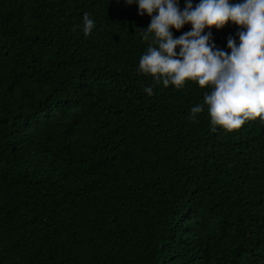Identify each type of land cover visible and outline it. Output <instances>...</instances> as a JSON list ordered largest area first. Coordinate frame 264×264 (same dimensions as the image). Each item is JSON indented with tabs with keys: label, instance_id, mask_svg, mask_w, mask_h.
Instances as JSON below:
<instances>
[{
	"label": "trees",
	"instance_id": "trees-1",
	"mask_svg": "<svg viewBox=\"0 0 264 264\" xmlns=\"http://www.w3.org/2000/svg\"><path fill=\"white\" fill-rule=\"evenodd\" d=\"M150 22L128 0H0V264H264V119L228 131L211 85L140 71ZM241 30L204 34L230 54Z\"/></svg>",
	"mask_w": 264,
	"mask_h": 264
},
{
	"label": "clouds",
	"instance_id": "clouds-1",
	"mask_svg": "<svg viewBox=\"0 0 264 264\" xmlns=\"http://www.w3.org/2000/svg\"><path fill=\"white\" fill-rule=\"evenodd\" d=\"M138 3L141 15L151 17L145 32L155 37L139 61V70L151 74L164 86L182 88L186 81H197L213 90L205 94L211 121L228 131L238 130L249 119H264V0H200L193 7L186 0L183 11L176 0H128ZM158 14L153 15V13ZM229 21L240 25L239 45L229 38L230 54L210 44L211 32L205 28H223ZM191 24L190 31L174 38L172 28L181 29ZM83 32L92 33L94 21L88 13L83 16ZM179 47V52L176 49ZM151 95V87L145 89ZM203 110L193 107L192 118Z\"/></svg>",
	"mask_w": 264,
	"mask_h": 264
}]
</instances>
